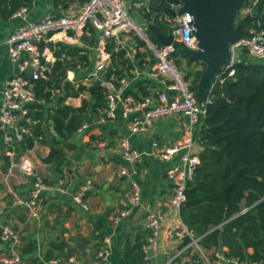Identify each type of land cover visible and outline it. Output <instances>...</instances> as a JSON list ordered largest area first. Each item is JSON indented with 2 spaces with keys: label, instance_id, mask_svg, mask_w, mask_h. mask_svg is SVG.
<instances>
[{
  "label": "crops",
  "instance_id": "obj_1",
  "mask_svg": "<svg viewBox=\"0 0 264 264\" xmlns=\"http://www.w3.org/2000/svg\"><path fill=\"white\" fill-rule=\"evenodd\" d=\"M28 1L31 5L26 21L20 17L3 16L2 6H0V108L5 84L17 73L16 66L9 58L7 39L10 34L27 22L41 21L48 14L71 15L85 2L84 0H70L57 8L56 0ZM127 4L137 22L147 27L153 24L149 23L145 17V13H148L146 9L150 7L151 1L127 0ZM165 26L167 31L157 27L163 33H167L171 26L168 23ZM100 36L99 31L88 25L79 32L53 34L40 44V47L44 46L42 53L47 58L45 64L48 66V72L54 77V84L56 80L58 81V88H55L52 101L40 100L37 105L38 111L36 112L43 114L41 125L46 134L57 135L49 116L54 110L59 109V101L64 95V91L60 90V85L63 86L66 82L87 87L91 84H99L92 78V74L97 60L96 49ZM50 44L54 45L55 50L58 44L79 50L73 58L65 57L63 54L69 62L65 67L64 77L53 75L57 57L50 48ZM113 45L116 46V51L125 50V60H129L133 65L127 77L129 80L127 93L136 92V85L141 82H145L144 85L151 92L163 89V85L151 77L155 63L151 52L139 43L134 35H121L120 38L108 43L107 68L112 64L109 50ZM82 56H87L86 62L81 59ZM181 68L185 75L187 72L194 75L195 72L204 69L201 65L188 63L185 59H181ZM103 77L105 78V74ZM142 95L139 93L137 96ZM84 101L89 103L86 107L83 106ZM65 104L74 107L81 115H84L89 127L84 132L77 131L69 138L68 141L75 146V150L64 148L66 160L62 168L63 172L58 168L55 157L49 165L42 161L50 154L53 146L41 143L33 134L29 136L30 140L34 139L31 147L23 141L9 146L4 142L3 132L0 129L1 224L9 223L14 227L20 239L19 249L22 259L26 264H45L55 258L67 264H94L96 252L104 246L106 239H110L108 264H146L145 250L150 232L146 225L147 216L144 207H137L127 217L120 218L121 202L125 199L128 189L126 179L119 176L123 165L119 152L120 143L123 138L130 137L133 147L144 154L142 160L135 166L136 173L132 176L140 185L143 205H151L166 211L167 201L172 193V185L167 172L178 165L180 157L176 156L170 161H164L150 155V152L152 143L155 141L160 146L166 147L178 140L181 135L180 125L184 118L171 116L156 122L146 135L130 136L128 120L123 118L121 110L115 116L107 117L104 114L105 104L94 108L91 96L87 92L79 97L67 98ZM200 126L197 128L196 137V152L199 154L202 150L199 136ZM57 150L58 153L61 152L60 148ZM25 157L33 162L36 172L49 186V190L43 194L42 210L38 216H34L22 203L30 198L34 180L33 176L19 169V164ZM63 178L65 185L61 186L60 182ZM88 182L92 183L93 190L86 193L83 203L87 208H84L74 198ZM182 223L184 221L179 214L166 216L161 229L158 250L150 258V264H168V261L173 258V264H198L200 261L207 264L196 247L191 246V243L184 245L187 240L171 239L168 236V230L171 227L180 226ZM53 243H64V245L53 249L51 247ZM8 250V245L0 240V264ZM204 251L212 264H231L222 255L224 248L218 251L215 249L208 251L204 249ZM142 252L144 258L141 263L139 258ZM217 253L221 254L220 258H216ZM247 253L252 254L253 250L249 249Z\"/></svg>",
  "mask_w": 264,
  "mask_h": 264
},
{
  "label": "built area",
  "instance_id": "obj_2",
  "mask_svg": "<svg viewBox=\"0 0 264 264\" xmlns=\"http://www.w3.org/2000/svg\"><path fill=\"white\" fill-rule=\"evenodd\" d=\"M151 1V0H147ZM181 8L179 2L171 3L168 8L178 11ZM252 9H248L251 12ZM29 8H21L14 16L27 20ZM165 21L173 28L175 41L190 49L197 48V39L192 35L193 18L189 14L177 17L166 15ZM88 25L100 32L98 41L97 60L92 78L96 80L106 90V102L104 114L113 117L121 110L123 118L128 120L130 136L146 135L153 125L171 116H182L184 119L180 125L181 135L172 145L162 147L158 142L152 143L150 155L156 156L164 161H170L176 156L180 157L177 166L170 168L167 177L172 185V193L167 201V209L163 211L151 205H143L141 188L138 182L133 179L136 173L135 166L139 163L144 154L133 147L130 137L121 140L119 152L123 165L119 171V176L126 179L128 189L126 197L121 202L120 218L127 217L135 208L143 206L146 212V225L150 232L147 248L145 250L146 264H150L159 245V238L163 222L169 214H179L183 204L186 202V190L189 183L194 179L198 166L200 165L199 153L196 152L197 128L201 125L206 115L205 102L200 106L196 98V92L192 88L191 82L181 71L172 53V46L155 44L148 35V27L137 22L127 4V0H89L80 5L78 9L68 16H55L48 14L38 22H27L14 30L7 44L9 47V58L16 66L17 73L14 74L5 84L2 92V104L0 108V129L3 132L4 142L13 146L15 142L22 141L27 136H32L31 130L22 124L28 118L31 119V109L37 106V99L34 90V81L45 77L48 68L45 62L47 58L40 49V44L48 36L61 32H79ZM249 35L240 39L233 47V61L230 66L217 74L216 79L223 76H234L232 69L236 63H242V58L236 55L248 50V55L264 62V32H257L254 29L248 30ZM121 35H134L138 42L143 44L152 54L155 63L151 71V77L163 85L159 91H150L148 95L135 96L126 92L129 80H107L103 77L109 55L107 45L110 41L120 38ZM138 46V44H136ZM44 59V61H43ZM89 127L88 123H83L79 132H84ZM19 169L30 176H33L32 190L30 198L23 203L34 216L42 210V197L49 190L48 184L43 177L36 172L33 162L25 157L19 164ZM65 185L64 178L60 182ZM93 190L91 182L75 196V200L87 208L83 199L88 191ZM171 239L190 240L191 246L197 248L199 253L212 264L205 255L204 249L198 244L184 223L180 226L171 227L168 230ZM0 240L9 247L8 252L2 257V264H26L23 262L22 253L19 249L20 239L14 227L0 222ZM110 239H106L104 246L96 252L94 264H108ZM221 254L217 253L216 258ZM174 258L168 261L173 264ZM44 264V263H36ZM45 264H67L55 258Z\"/></svg>",
  "mask_w": 264,
  "mask_h": 264
},
{
  "label": "trees",
  "instance_id": "obj_3",
  "mask_svg": "<svg viewBox=\"0 0 264 264\" xmlns=\"http://www.w3.org/2000/svg\"><path fill=\"white\" fill-rule=\"evenodd\" d=\"M69 1L56 0L55 6L58 8ZM84 1L86 3L89 0ZM176 2L151 0L150 7L146 9L148 13H145L147 21L167 31V8ZM30 5L28 0H0L1 13L6 17L14 16L21 8H29ZM244 8L252 10L243 20L251 29L264 32V0H248ZM239 33L241 38L250 34L244 27L239 28ZM148 35L155 44L162 45L149 30ZM49 46L57 57L53 75L64 77L69 62L63 54L73 58L79 50L61 44L57 45V50L54 45ZM43 47L41 45V51ZM109 51L112 64L106 69L105 78H127L133 65L125 60V50L116 51L113 45ZM81 59L86 62L87 56ZM242 60V63L233 66L234 76L215 78L208 92L206 115L199 129L202 147L200 165L188 185L186 202L180 215L185 218L184 224L203 249L218 251L224 248L222 255L231 264H264V62L250 59L249 56H244ZM201 72H195L194 75L186 73L192 88L198 83ZM45 73L44 78L33 82L34 90L37 99L50 102L55 94L54 77L48 70ZM144 84H137V93L133 91L131 94L148 95L150 91ZM60 90L64 91V95L59 101V109L49 116L56 136L46 134L42 129L43 114L36 112L38 106L31 109L32 120L26 118L22 124L41 143L61 149L55 156V162L63 172L66 160L64 148L75 150L68 140L85 123L84 115L66 105V99L87 92L94 108H99L100 104L106 102V90L98 84L87 87L70 82L60 85ZM88 104V101L83 102L85 107ZM22 141L29 147L34 143V139L30 140L29 136ZM189 243L190 240H187L184 245ZM249 249L253 250L252 254L247 253ZM143 258L142 252L139 258L141 263ZM198 264L204 263L200 261Z\"/></svg>",
  "mask_w": 264,
  "mask_h": 264
},
{
  "label": "water",
  "instance_id": "obj_4",
  "mask_svg": "<svg viewBox=\"0 0 264 264\" xmlns=\"http://www.w3.org/2000/svg\"><path fill=\"white\" fill-rule=\"evenodd\" d=\"M177 1L181 4V8L177 12L167 8V12L172 17L189 14L193 18L192 35L197 39V48L190 49L176 42L172 27L167 33H163L157 26L149 24L148 30L155 34L163 46L173 47L172 57L179 68H181V59L204 66L198 83L193 86L198 103L203 106L217 74L230 66L233 61V47L241 39L239 28L250 30L244 20H239V14L248 0ZM248 53V50L244 49L239 52V56L243 58ZM54 87L58 88L57 80ZM57 153V148L52 147L50 154L42 160L43 163L51 164ZM63 245L64 243H53L51 247L56 249L57 246Z\"/></svg>",
  "mask_w": 264,
  "mask_h": 264
},
{
  "label": "rangeland",
  "instance_id": "obj_5",
  "mask_svg": "<svg viewBox=\"0 0 264 264\" xmlns=\"http://www.w3.org/2000/svg\"><path fill=\"white\" fill-rule=\"evenodd\" d=\"M247 12H248V8L242 9L240 14H239V20H243L244 16L247 14ZM238 54H239V51L237 50L236 55H238ZM249 58L251 59L253 57L249 56ZM252 60L255 61L254 59H252ZM181 71L184 73L183 68H181Z\"/></svg>",
  "mask_w": 264,
  "mask_h": 264
}]
</instances>
